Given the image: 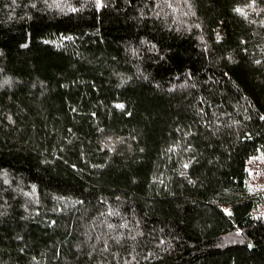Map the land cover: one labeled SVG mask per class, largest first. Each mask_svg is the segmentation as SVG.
Here are the masks:
<instances>
[{
	"label": "trees",
	"instance_id": "trees-1",
	"mask_svg": "<svg viewBox=\"0 0 264 264\" xmlns=\"http://www.w3.org/2000/svg\"><path fill=\"white\" fill-rule=\"evenodd\" d=\"M262 117L264 0H0V264H264Z\"/></svg>",
	"mask_w": 264,
	"mask_h": 264
},
{
	"label": "rangeland",
	"instance_id": "rangeland-1",
	"mask_svg": "<svg viewBox=\"0 0 264 264\" xmlns=\"http://www.w3.org/2000/svg\"><path fill=\"white\" fill-rule=\"evenodd\" d=\"M260 161H258V160ZM261 159H263L262 157H259V158H255L254 160H252V161H250V163H249V170L251 171V173L252 174H254V173H256V176L258 177L259 176V178H263L264 179V175H262V174H259V173H257L255 170H253V167H255L256 165H262V164H264V160H261ZM263 161V162H262ZM261 163V164H260ZM259 165H258V167H259ZM255 175V174H254ZM262 176V177H261ZM255 179H253V183L254 184H256V183H258V179H257V181H254ZM256 182V183H255ZM258 186H260L259 185V183L257 184ZM263 184H261V186H262ZM264 187V186H263ZM259 188H261V187H259ZM227 210V211H226ZM262 211H264V206L262 207V209H261ZM225 211L226 212H229V209L228 208H225Z\"/></svg>",
	"mask_w": 264,
	"mask_h": 264
},
{
	"label": "built area",
	"instance_id": "built-area-1",
	"mask_svg": "<svg viewBox=\"0 0 264 264\" xmlns=\"http://www.w3.org/2000/svg\"><path fill=\"white\" fill-rule=\"evenodd\" d=\"M260 164H261V163H260ZM258 165H259V164H258ZM258 165H256L255 167H253V170H255V171H256L257 173H259V174L264 175V164L259 165V167H258ZM258 182L261 183V184H264V179L258 177Z\"/></svg>",
	"mask_w": 264,
	"mask_h": 264
},
{
	"label": "bare ground",
	"instance_id": "bare-ground-1",
	"mask_svg": "<svg viewBox=\"0 0 264 264\" xmlns=\"http://www.w3.org/2000/svg\"><path fill=\"white\" fill-rule=\"evenodd\" d=\"M257 160H258V159H257ZM258 161H259V160H258ZM259 162H260V161H259ZM262 162H263V161H262ZM248 169H249V168H248ZM254 174L256 175V173H254ZM254 174H253V176H254ZM250 175H252V174L250 173ZM250 177H251V176H250ZM258 177H259V176H258ZM261 177H262V176H261ZM255 178L257 179L256 176H255ZM254 181H255V180H254ZM256 181H257V180H256ZM251 182H252V181H251ZM258 183H259V182H258ZM258 183H257V184H258ZM259 185H260V186H258V187H261V183H259ZM254 186H255V185H254ZM254 186H253V187H254ZM262 186H264V184H263ZM251 188H252V187H251ZM261 188H262V187H261ZM261 188H260V189H261ZM260 189H259V190H260ZM252 190H255V189L252 188ZM257 191H258V190H256V192H257ZM250 194H251V193H250ZM252 196L254 197V195H252ZM257 196H258V195H257ZM260 196H261V195H260ZM261 197H262V196H261ZM263 197H264V196H263ZM263 200H264V199H263ZM256 202H257V201H256ZM258 202H260V201H258ZM263 212H264V211H263Z\"/></svg>",
	"mask_w": 264,
	"mask_h": 264
},
{
	"label": "snow or ice",
	"instance_id": "snow-or-ice-1",
	"mask_svg": "<svg viewBox=\"0 0 264 264\" xmlns=\"http://www.w3.org/2000/svg\"><path fill=\"white\" fill-rule=\"evenodd\" d=\"M14 2H15V0H14ZM254 2H255V0H253V3H254ZM97 6H99V2H98V5H97ZM189 6H191V5H189ZM72 10L75 11L74 8H73ZM236 11L243 13V10H242V9H239V8H237ZM243 14L246 15V13H243ZM218 38H219V37H218ZM257 63H259V61H257ZM9 119H10V117H9ZM262 119H264V117H262ZM185 167H187V165H185ZM226 211H227V210H226Z\"/></svg>",
	"mask_w": 264,
	"mask_h": 264
}]
</instances>
